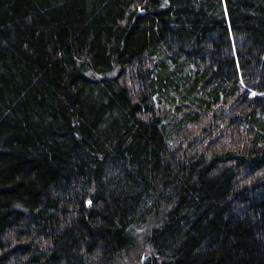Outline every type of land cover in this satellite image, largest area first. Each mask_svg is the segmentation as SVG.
I'll list each match as a JSON object with an SVG mask.
<instances>
[{"label":"trees","instance_id":"trees-1","mask_svg":"<svg viewBox=\"0 0 264 264\" xmlns=\"http://www.w3.org/2000/svg\"><path fill=\"white\" fill-rule=\"evenodd\" d=\"M145 246L264 264V0H0V264Z\"/></svg>","mask_w":264,"mask_h":264},{"label":"rangeland","instance_id":"rangeland-1","mask_svg":"<svg viewBox=\"0 0 264 264\" xmlns=\"http://www.w3.org/2000/svg\"><path fill=\"white\" fill-rule=\"evenodd\" d=\"M139 243H141V242H139ZM146 248L145 249H138L137 251H135V249H133V250H131V254H128V256H127V259H126V261L125 262H127V263H125V262H121V264L123 263V264H136V259H134V255L136 256L137 254H138V252H142V250H146V251H148L147 250V246H145Z\"/></svg>","mask_w":264,"mask_h":264}]
</instances>
